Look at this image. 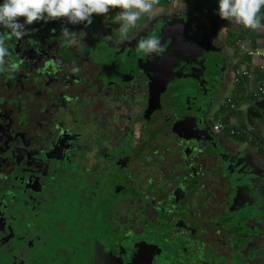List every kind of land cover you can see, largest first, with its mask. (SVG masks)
Segmentation results:
<instances>
[{
    "label": "flooded vegetation",
    "instance_id": "flooded-vegetation-1",
    "mask_svg": "<svg viewBox=\"0 0 264 264\" xmlns=\"http://www.w3.org/2000/svg\"><path fill=\"white\" fill-rule=\"evenodd\" d=\"M210 2L6 41L0 264H264V95L201 46Z\"/></svg>",
    "mask_w": 264,
    "mask_h": 264
},
{
    "label": "clouds",
    "instance_id": "clouds-1",
    "mask_svg": "<svg viewBox=\"0 0 264 264\" xmlns=\"http://www.w3.org/2000/svg\"><path fill=\"white\" fill-rule=\"evenodd\" d=\"M156 0H0V66L10 55L5 46L6 41L15 38L22 40L30 31L27 26L34 22H48L66 18L68 23L91 25L93 14L109 13L113 7L119 9V19L122 21L121 33L126 37L129 28H134L141 16L152 13ZM216 15L222 20H229L238 26L249 29L261 27L260 13L264 9V0H217ZM24 19L21 20L20 18ZM61 34L71 37L72 32L63 27ZM68 44L75 43L68 39ZM158 37L145 39L139 43L140 51L152 53L159 51ZM11 69L18 65H9Z\"/></svg>",
    "mask_w": 264,
    "mask_h": 264
},
{
    "label": "crops",
    "instance_id": "crops-1",
    "mask_svg": "<svg viewBox=\"0 0 264 264\" xmlns=\"http://www.w3.org/2000/svg\"><path fill=\"white\" fill-rule=\"evenodd\" d=\"M212 9L218 7L217 0H210ZM260 16L262 18L261 27L257 29H249L243 26H238L229 20H222L213 30L210 27V19L206 22L210 27V45L212 51L217 52L219 44L223 48L221 54L222 60L220 64H227L228 66H235L240 70L249 72V79L247 82L252 86H264V9H262ZM210 18V17H209ZM220 39V40H219ZM244 47V48H243ZM246 50H243V49ZM260 52L262 56L256 54H249V52Z\"/></svg>",
    "mask_w": 264,
    "mask_h": 264
},
{
    "label": "rangeland",
    "instance_id": "rangeland-1",
    "mask_svg": "<svg viewBox=\"0 0 264 264\" xmlns=\"http://www.w3.org/2000/svg\"><path fill=\"white\" fill-rule=\"evenodd\" d=\"M198 21V26L204 31L206 32V34L209 32V27H208V23L206 22L207 21V18L206 16H201ZM220 40V39H219ZM219 49L217 52H219V54H221L220 52H222L223 50V46L219 44ZM222 46V47H221ZM213 62H209V66H212ZM206 70L204 69L202 72H205ZM231 88L232 86L230 84L226 85V87L224 88V93H223V96L224 98L226 97H230L232 95V92H231Z\"/></svg>",
    "mask_w": 264,
    "mask_h": 264
},
{
    "label": "built area",
    "instance_id": "built-area-1",
    "mask_svg": "<svg viewBox=\"0 0 264 264\" xmlns=\"http://www.w3.org/2000/svg\"><path fill=\"white\" fill-rule=\"evenodd\" d=\"M244 48V47H243ZM242 48V49H243ZM243 50H246V49H243ZM249 54H256V55H260V56H262V54H260V52H249ZM237 73H239V72H237ZM241 74L244 76V77H246L247 79H249V77H250V75H249V72H247L246 70H241ZM257 94H258V96H262V95H264V86L262 85V84H260L258 87H257ZM217 127H219V125H215V128H217Z\"/></svg>",
    "mask_w": 264,
    "mask_h": 264
},
{
    "label": "trees",
    "instance_id": "trees-1",
    "mask_svg": "<svg viewBox=\"0 0 264 264\" xmlns=\"http://www.w3.org/2000/svg\"><path fill=\"white\" fill-rule=\"evenodd\" d=\"M209 17H210L209 19H210L211 27H213V30H214L220 21V17L218 15H216V13H215V8L210 9Z\"/></svg>",
    "mask_w": 264,
    "mask_h": 264
},
{
    "label": "water",
    "instance_id": "water-1",
    "mask_svg": "<svg viewBox=\"0 0 264 264\" xmlns=\"http://www.w3.org/2000/svg\"><path fill=\"white\" fill-rule=\"evenodd\" d=\"M201 46L204 47L205 50L207 51V50L210 48V42L208 41V42H206L205 44L203 43V44H201ZM202 47H201V48H202ZM199 48H200V47H199ZM255 108L259 110V107H258L257 105L255 106Z\"/></svg>",
    "mask_w": 264,
    "mask_h": 264
}]
</instances>
